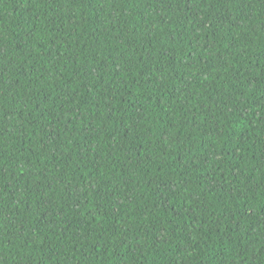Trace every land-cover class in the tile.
<instances>
[{"label":"trees","instance_id":"obj_1","mask_svg":"<svg viewBox=\"0 0 264 264\" xmlns=\"http://www.w3.org/2000/svg\"><path fill=\"white\" fill-rule=\"evenodd\" d=\"M0 264H264V0H0Z\"/></svg>","mask_w":264,"mask_h":264}]
</instances>
